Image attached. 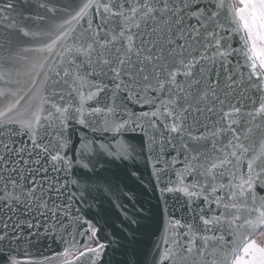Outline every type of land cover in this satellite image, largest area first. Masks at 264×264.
Here are the masks:
<instances>
[{
  "label": "snow or ice",
  "instance_id": "obj_1",
  "mask_svg": "<svg viewBox=\"0 0 264 264\" xmlns=\"http://www.w3.org/2000/svg\"><path fill=\"white\" fill-rule=\"evenodd\" d=\"M0 264H264V0H0Z\"/></svg>",
  "mask_w": 264,
  "mask_h": 264
}]
</instances>
